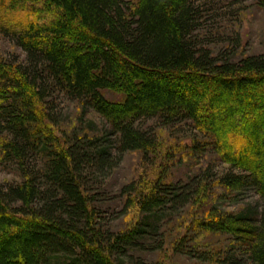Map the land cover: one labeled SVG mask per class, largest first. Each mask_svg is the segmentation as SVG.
<instances>
[{
  "label": "trees",
  "instance_id": "obj_1",
  "mask_svg": "<svg viewBox=\"0 0 264 264\" xmlns=\"http://www.w3.org/2000/svg\"><path fill=\"white\" fill-rule=\"evenodd\" d=\"M203 16L200 0H0V35L25 54L0 58V161L23 179L0 183V264H123L147 249L165 214L206 192L204 175L125 185L120 214H139L125 231L105 225L91 185L129 151L148 158L157 124L180 123L231 166L227 189L256 194L209 227L264 264V54L215 55L196 33ZM61 99L98 114L99 133L61 132Z\"/></svg>",
  "mask_w": 264,
  "mask_h": 264
},
{
  "label": "rangeland",
  "instance_id": "obj_2",
  "mask_svg": "<svg viewBox=\"0 0 264 264\" xmlns=\"http://www.w3.org/2000/svg\"><path fill=\"white\" fill-rule=\"evenodd\" d=\"M200 1L205 16L196 33L215 55H229L238 61L264 54V7L255 0ZM237 37L240 43L234 44ZM24 56V51L10 37L0 35V58L18 63ZM108 96L118 98L116 94L108 93ZM58 103L61 132L99 133L102 120L94 111L82 115L79 103L62 99ZM156 132L157 144L148 158L139 150L129 151L105 180L91 185L100 193L96 205L106 211L102 214L105 225L115 231H125L138 219L136 208L120 214L127 201L123 187L132 182L137 191H142L158 179L188 183L196 176L200 181L204 175L200 182H204L206 192L190 205L165 214L158 224L157 235L148 240V248L132 250L133 257L123 264H253L235 250L230 234L211 230L209 224L254 203L256 194L231 192L221 183L219 178L231 166L221 160L214 146L200 145L196 149L187 143L195 134L191 125L157 124ZM200 137L204 139L203 135ZM22 180L15 165L0 161L1 184ZM160 244L163 248H159Z\"/></svg>",
  "mask_w": 264,
  "mask_h": 264
}]
</instances>
